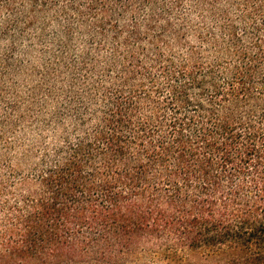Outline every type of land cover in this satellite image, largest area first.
<instances>
[{
    "label": "trees",
    "instance_id": "16d2710c",
    "mask_svg": "<svg viewBox=\"0 0 264 264\" xmlns=\"http://www.w3.org/2000/svg\"><path fill=\"white\" fill-rule=\"evenodd\" d=\"M4 1L32 23L56 0ZM218 1L196 5L215 16ZM235 1L263 17L250 47L233 22L227 46L212 40L236 62L157 53L162 79L133 65L97 89L96 123H77L2 207L0 264H264V0ZM112 10L90 1L101 34Z\"/></svg>",
    "mask_w": 264,
    "mask_h": 264
},
{
    "label": "rangeland",
    "instance_id": "374dc122",
    "mask_svg": "<svg viewBox=\"0 0 264 264\" xmlns=\"http://www.w3.org/2000/svg\"><path fill=\"white\" fill-rule=\"evenodd\" d=\"M90 1H47L32 23L18 5L11 11L0 1V225L7 220L2 207L19 197L23 177L64 139L74 140L77 123H96L95 112L104 106L97 89L118 79L124 67L139 65L162 79L157 53L175 63L192 51L203 61L236 62L216 54L212 40L227 46L221 28L233 22L241 44L250 47L257 39L253 23L263 20L260 14L254 22L244 18L235 0H219L215 16L197 0H104L113 10L101 34L97 16L87 12ZM134 29L138 38L130 41Z\"/></svg>",
    "mask_w": 264,
    "mask_h": 264
}]
</instances>
